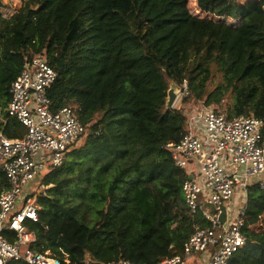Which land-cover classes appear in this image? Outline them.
Here are the masks:
<instances>
[{"label":"trees","instance_id":"1","mask_svg":"<svg viewBox=\"0 0 264 264\" xmlns=\"http://www.w3.org/2000/svg\"><path fill=\"white\" fill-rule=\"evenodd\" d=\"M22 3L5 17L0 0L5 136L26 134L5 110L13 82L38 56L58 74L49 90L54 109L73 107L88 127L66 163L38 179L50 187L37 196L38 222H27L33 248L70 264H157L181 253L195 227L209 223L187 210L188 175L167 149L197 111L168 109V92L176 85L184 107L203 103L264 121V0ZM245 233L230 264H264V190L256 186Z\"/></svg>","mask_w":264,"mask_h":264},{"label":"built area","instance_id":"2","mask_svg":"<svg viewBox=\"0 0 264 264\" xmlns=\"http://www.w3.org/2000/svg\"><path fill=\"white\" fill-rule=\"evenodd\" d=\"M57 79L47 59L38 56L25 64L10 89L7 117L27 131L10 139L0 126V264H70L37 252L36 235L27 226L39 219L34 189L41 174L62 167L88 133L72 107L54 109L49 90ZM263 132V120L230 118L204 107L189 117L182 138L167 144L175 166L188 175L182 186L187 210L209 226L197 225L181 253L157 264H190L193 259L230 264L245 247L249 189L264 190ZM110 264L135 263L121 259Z\"/></svg>","mask_w":264,"mask_h":264},{"label":"rangeland","instance_id":"3","mask_svg":"<svg viewBox=\"0 0 264 264\" xmlns=\"http://www.w3.org/2000/svg\"><path fill=\"white\" fill-rule=\"evenodd\" d=\"M3 1V5H4V8H3V12H4V16L5 17H11L13 14L16 13V11L22 7V2L23 0H2ZM243 1V0H241ZM217 85V82L211 84L209 86V91L213 90L214 87ZM179 99L178 101L176 102L175 106L173 109H180L181 107L183 108H186L187 110L189 111H200L202 108H204L205 106L203 105V103H195V102H189V104H186V106L184 107L183 103L181 102L182 101V97H183V93L181 90H179ZM225 105L223 106L224 109H226V107L229 105L230 103V99H226V101L224 102ZM73 108V107H72ZM74 109V108H73ZM191 109V110H190ZM222 113H225L227 114V112L223 111L222 110ZM84 143V139L79 142L77 144V146L74 148V149H78L79 147H81ZM73 149V150H74ZM69 159V158H68ZM48 174V171L42 173V177H44L45 175ZM50 187V186H49ZM49 187H46V186H43V185H40L39 183L35 185V191L37 192V194H41V193H45L46 190L49 188ZM196 259H193L190 264H201V260H197V262H195Z\"/></svg>","mask_w":264,"mask_h":264},{"label":"water","instance_id":"4","mask_svg":"<svg viewBox=\"0 0 264 264\" xmlns=\"http://www.w3.org/2000/svg\"><path fill=\"white\" fill-rule=\"evenodd\" d=\"M178 99H179V91L177 86L173 84L168 92L167 108L173 109Z\"/></svg>","mask_w":264,"mask_h":264},{"label":"crops","instance_id":"5","mask_svg":"<svg viewBox=\"0 0 264 264\" xmlns=\"http://www.w3.org/2000/svg\"><path fill=\"white\" fill-rule=\"evenodd\" d=\"M0 121H2V120H1V116H0ZM2 122H4V123H5V121H4V120H3ZM206 260H207V257H206Z\"/></svg>","mask_w":264,"mask_h":264}]
</instances>
